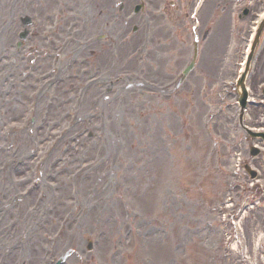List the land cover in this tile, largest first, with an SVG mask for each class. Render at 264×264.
<instances>
[{"label": "rangeland", "instance_id": "obj_1", "mask_svg": "<svg viewBox=\"0 0 264 264\" xmlns=\"http://www.w3.org/2000/svg\"><path fill=\"white\" fill-rule=\"evenodd\" d=\"M46 1L0 0V264H51L68 245L84 253L86 240L99 227L108 234L101 242L102 261L111 264L109 252L115 247L117 229L123 225L125 231L135 216L149 230L154 228L146 255L155 264H163L167 257L172 261L179 233V264H207L206 251L197 243L190 246V259L184 258L190 252L189 241L213 238L205 231L209 219H200V195L215 202L225 190L228 146L238 142L244 157L253 143L237 126L236 94L227 85L236 79L243 59V53H236L247 35L235 36L241 45L231 46L234 37L225 33L219 64L198 67L186 100L167 101L156 95L158 91L144 94L143 86L128 88L126 52L118 49L97 47L87 63L95 70L78 74L83 63L78 30L79 25L84 27L79 19L82 12L87 15L86 39L97 9L91 6L87 12L83 0H68L66 5L49 0L50 8ZM24 12L39 26L18 50L19 16ZM67 35L74 43L55 58ZM107 52L114 85L86 86L85 79L99 73ZM256 60L247 80V124L264 131V46ZM66 68L67 79L61 82ZM109 88L113 92L104 101ZM217 107L224 113L204 128V114H213ZM210 132L221 136L222 155L210 153ZM235 162L232 159L231 169ZM256 165L262 171L261 207L248 210L234 224L237 243L233 250L229 244L230 250L223 251L228 261L220 258L218 264H264L259 260L264 253V154ZM76 258L67 264H76ZM83 258L87 264H100L91 256Z\"/></svg>", "mask_w": 264, "mask_h": 264}, {"label": "flooded vegetation", "instance_id": "obj_2", "mask_svg": "<svg viewBox=\"0 0 264 264\" xmlns=\"http://www.w3.org/2000/svg\"><path fill=\"white\" fill-rule=\"evenodd\" d=\"M159 0H152L153 3H158ZM182 0H179V2L181 3ZM184 2H187L188 0H183Z\"/></svg>", "mask_w": 264, "mask_h": 264}, {"label": "water", "instance_id": "obj_3", "mask_svg": "<svg viewBox=\"0 0 264 264\" xmlns=\"http://www.w3.org/2000/svg\"><path fill=\"white\" fill-rule=\"evenodd\" d=\"M243 103H245V100H243Z\"/></svg>", "mask_w": 264, "mask_h": 264}]
</instances>
